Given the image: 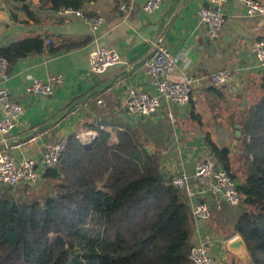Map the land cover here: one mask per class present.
<instances>
[{"label":"crops","instance_id":"crops-1","mask_svg":"<svg viewBox=\"0 0 264 264\" xmlns=\"http://www.w3.org/2000/svg\"><path fill=\"white\" fill-rule=\"evenodd\" d=\"M145 2L92 0L81 9L83 16H75L50 9L41 0H28L36 15L32 19L21 8V2L0 0V46L34 36H41L46 44L43 52L14 63L9 68L8 79L0 77V86L8 87L11 99L25 107L11 132L6 137L0 134L3 148L8 147L16 158H37L48 144L61 137L74 134L87 141V135H93L92 141L97 132L89 130L85 122L93 121L88 114H93L96 121L95 108L100 107L115 113L127 125L140 127L142 135L150 142L147 146L151 151L160 152L161 167L167 176L185 171L195 179L196 166L208 153L206 134L210 132L218 143L213 131L232 130L230 117L235 106L239 107V114L263 94L264 66L257 59L254 44L264 38V15H247L244 0H227L225 26L221 36L212 40L207 25L198 17L199 8L207 0H164L162 6L152 12L144 9ZM96 16L102 17L103 23L94 30L92 22ZM159 40L179 58L171 78L183 80L197 76L199 81L188 105L165 103L150 117L133 115L125 107L128 90L154 88L149 82L147 62ZM50 44L60 49L51 52ZM103 46L118 50L124 65L96 75L89 69V53ZM221 68L231 69L233 78L224 86H216L209 77ZM121 72L125 74L112 87L72 109L36 136L28 137L42 126L59 120L73 104L90 93L103 90ZM58 73L64 74L65 82L53 95L28 92L34 77L50 80ZM244 100H247L245 105ZM193 111L200 115L201 122L192 117ZM3 113L0 103V117ZM144 126L149 130L144 131ZM233 207L213 208L208 220L196 219L193 243L205 242L219 264H253L246 246L237 251L228 245L238 236L222 227L223 222L230 224Z\"/></svg>","mask_w":264,"mask_h":264},{"label":"trees","instance_id":"trees-1","mask_svg":"<svg viewBox=\"0 0 264 264\" xmlns=\"http://www.w3.org/2000/svg\"><path fill=\"white\" fill-rule=\"evenodd\" d=\"M16 1L36 18L28 0ZM89 1L41 0L55 10L83 9ZM45 49L41 36L26 37L0 46V56L12 67ZM59 49L49 45L51 52ZM261 88V97L239 114L235 106L230 117L242 132L236 150L244 149L247 169L241 177L234 148L206 134L210 151L239 180L240 204L222 227L245 240L253 264H264V75ZM95 110L97 120L88 114L93 121L85 122L97 132L92 142L70 135L58 164L38 183L0 185V264H194L196 219L162 170L160 152L147 150L140 127ZM192 117L201 122L195 111Z\"/></svg>","mask_w":264,"mask_h":264},{"label":"built area","instance_id":"built-area-1","mask_svg":"<svg viewBox=\"0 0 264 264\" xmlns=\"http://www.w3.org/2000/svg\"><path fill=\"white\" fill-rule=\"evenodd\" d=\"M227 0H207L198 10L199 20L207 25L208 36L215 40L221 36L226 23L224 6ZM164 0H146L144 9L152 12L159 9ZM247 15H264V2L260 0H244ZM125 8V6H123ZM63 14L83 16L81 9L63 7L59 9ZM103 23L100 16L93 17V29L97 30ZM49 42V41H48ZM155 45V52L147 62L149 82L154 87L151 90H138L131 87L125 99L127 111L133 115L150 117L157 113L163 104L188 105L199 78L186 77L174 80L171 73L176 68L178 57L173 55L168 46L162 43ZM254 50L259 63L264 66V38L254 44ZM121 54L111 47H97L89 53V69L99 75L109 66L121 62ZM10 64L6 57L0 56V77L6 80L10 76ZM233 78L229 68H221L213 72L209 79L216 86H224ZM65 82V76L58 73L50 80L34 77L27 90L31 93L51 96ZM0 103L3 106V116L0 117V134L6 137L17 125L25 112V107L11 99L8 87L0 86ZM68 138L61 137L58 141L48 144L40 157H14L8 147L0 149V185L16 186L22 183L36 184L43 173L58 164ZM173 184L188 198L195 219L208 220L212 209L222 210L225 206L240 204L239 183L233 175L220 164L211 152L201 159L195 172V179L185 172H177L172 176ZM190 258L194 264H219L205 242H195L192 245Z\"/></svg>","mask_w":264,"mask_h":264},{"label":"water","instance_id":"water-1","mask_svg":"<svg viewBox=\"0 0 264 264\" xmlns=\"http://www.w3.org/2000/svg\"><path fill=\"white\" fill-rule=\"evenodd\" d=\"M158 43H160V42H158ZM154 52H155V49H154V51L152 52L151 56L154 54ZM123 65H124L123 62H118V63H116V64H114V65H112V66H109V67L103 72V74H105V73L111 71V70L114 69V68H119L120 66H123ZM123 74H125V72H121V73H119V74H118V75H117V76H116V77H115V78H114L109 84H107V85L105 86V88H103V90L100 89V90H96V91L90 93L87 97H85V98H83L82 100H79L78 102H76L75 104H73V105L68 109L67 112H65L64 114H62V116L59 118V120H57L56 122L49 123V124H46V125L42 126V128L37 129L34 133H32L31 135H29L28 137H29V138H32V137L36 136L37 133L40 132L42 129H47V128L51 127L52 125L56 124V123H57L58 121H60L61 119H63L65 116H67L68 113L71 112L72 109H74V108H76L77 106L83 104L84 102L90 100L91 98L97 96V95H98L99 93H101L102 91H104V90H106V89L112 87V86L114 85V83H116V82L118 81V79H119L120 77L123 76ZM246 103H247V100H244L243 104L245 105ZM236 127L238 128L239 125L236 124ZM241 134H242L241 130L237 129V130H236V135H237V137H240ZM92 141H93V140H92ZM92 141H91V142H92ZM3 146H4L3 144H2V145L0 144V149L3 148ZM147 150L151 153V148H150V146H147ZM228 245H229V247L232 248V249H235V250H237V251H241L243 248H245L246 243H245V240H244L240 235H238L237 237L233 238V239L229 242Z\"/></svg>","mask_w":264,"mask_h":264},{"label":"rangeland","instance_id":"rangeland-1","mask_svg":"<svg viewBox=\"0 0 264 264\" xmlns=\"http://www.w3.org/2000/svg\"><path fill=\"white\" fill-rule=\"evenodd\" d=\"M237 129L240 130V127H238V128L232 127V130L229 128H227V129L224 128V129H221L219 132L213 131V135L215 136V138L217 139V141L220 145H229L233 149L234 148L233 144H238L239 137H237V135H236ZM143 130L148 131L149 127L144 126ZM87 136H88L87 137L88 139H86V140L90 141L92 139L93 135H87ZM233 150H234L233 152L235 155L234 159H235V168H236V172H237L236 174H237V177H241L247 169L246 165L242 162L243 159L240 157V156L244 155L245 152H244V149L242 148V146L237 150H236V148H234ZM207 151H208V153H206L205 156H207L209 154L210 149L208 148ZM205 156H203L202 158H204ZM239 159H241V160H239ZM244 162H245V160H244ZM226 207H228V206H226ZM236 207H233V209L234 208L236 209ZM233 209L231 208L230 210H233ZM201 231H203V228H201ZM204 231H206V230H204Z\"/></svg>","mask_w":264,"mask_h":264}]
</instances>
